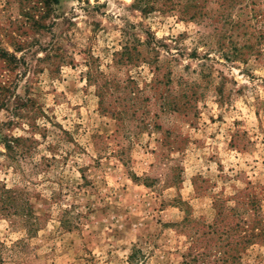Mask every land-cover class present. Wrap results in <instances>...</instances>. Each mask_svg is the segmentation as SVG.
I'll list each match as a JSON object with an SVG mask.
<instances>
[{
    "label": "rangeland",
    "instance_id": "374dc122",
    "mask_svg": "<svg viewBox=\"0 0 264 264\" xmlns=\"http://www.w3.org/2000/svg\"><path fill=\"white\" fill-rule=\"evenodd\" d=\"M149 2L0 0V264H264V0Z\"/></svg>",
    "mask_w": 264,
    "mask_h": 264
},
{
    "label": "trees",
    "instance_id": "16d2710c",
    "mask_svg": "<svg viewBox=\"0 0 264 264\" xmlns=\"http://www.w3.org/2000/svg\"><path fill=\"white\" fill-rule=\"evenodd\" d=\"M38 2L41 3L42 7L46 8V11L48 9L51 8V5L53 3H58V0H37ZM137 3L140 5H143L146 8H150V2L149 0H137ZM45 11V10H44ZM45 17V14H39L38 15V19H33L34 23H39V25H41L40 21L41 19H43ZM33 18V17H32ZM127 50L126 47L123 48L122 51ZM16 62V57L14 54L5 51L3 49L0 48V63L2 66V68L6 67L8 70L12 69L14 66V63ZM0 108H2L4 106V101H5V96H4V92L6 91V80H3V73L0 72ZM4 96V97H3ZM21 105H25V104H20L18 107H21ZM18 138H12L11 141L8 140L7 138L3 140L4 146L6 148V150L8 152H10L12 150V148L16 147L17 142H18ZM13 143V144H12ZM16 143V144H14ZM17 193L15 191H12L10 189H6V188H2V192L0 193V205L3 209H8L10 210L11 208H17L18 207V203L20 201V198L18 197V195H16ZM29 211V210H28ZM24 212V215H33L31 212ZM31 217V216H30ZM32 219L30 218V221ZM226 237H229V233L226 231L225 232ZM240 238L242 240H244L246 238V236H240ZM247 239H245L244 241H246ZM127 264H143L144 263V256L141 252V250H139L138 248H134L132 250V252L127 256L126 259ZM203 263V261H202ZM240 264V262L238 263Z\"/></svg>",
    "mask_w": 264,
    "mask_h": 264
}]
</instances>
